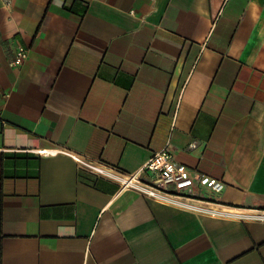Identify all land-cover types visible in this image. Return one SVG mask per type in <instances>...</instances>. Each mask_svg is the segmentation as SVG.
<instances>
[{
    "label": "crops",
    "instance_id": "crops-1",
    "mask_svg": "<svg viewBox=\"0 0 264 264\" xmlns=\"http://www.w3.org/2000/svg\"><path fill=\"white\" fill-rule=\"evenodd\" d=\"M0 264H264V0H0Z\"/></svg>",
    "mask_w": 264,
    "mask_h": 264
},
{
    "label": "built area",
    "instance_id": "built-area-1",
    "mask_svg": "<svg viewBox=\"0 0 264 264\" xmlns=\"http://www.w3.org/2000/svg\"><path fill=\"white\" fill-rule=\"evenodd\" d=\"M27 58V48L23 45H17L11 65H21ZM36 153L55 154L57 149H37ZM85 164L90 168L94 167L90 162H85ZM94 168L99 171L102 170L97 166ZM142 172L146 176L143 185L148 194L153 196L190 197L200 191L215 196L220 194L225 187V183L221 179L190 169L177 161L170 145H166L162 150L154 153L144 164ZM126 185H134L133 179L128 177Z\"/></svg>",
    "mask_w": 264,
    "mask_h": 264
}]
</instances>
